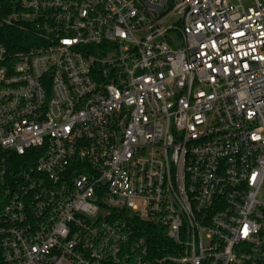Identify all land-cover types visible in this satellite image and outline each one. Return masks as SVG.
<instances>
[{
    "label": "built area",
    "instance_id": "obj_1",
    "mask_svg": "<svg viewBox=\"0 0 264 264\" xmlns=\"http://www.w3.org/2000/svg\"><path fill=\"white\" fill-rule=\"evenodd\" d=\"M167 263L264 264V0H0V264Z\"/></svg>",
    "mask_w": 264,
    "mask_h": 264
},
{
    "label": "trees",
    "instance_id": "obj_2",
    "mask_svg": "<svg viewBox=\"0 0 264 264\" xmlns=\"http://www.w3.org/2000/svg\"><path fill=\"white\" fill-rule=\"evenodd\" d=\"M141 227V234L146 237L152 248H157L163 245L166 241L164 231L161 227L152 225L151 223L138 221ZM170 264V263H167Z\"/></svg>",
    "mask_w": 264,
    "mask_h": 264
}]
</instances>
